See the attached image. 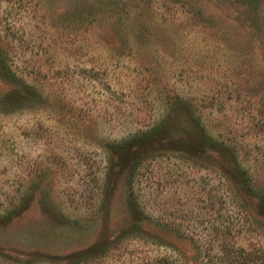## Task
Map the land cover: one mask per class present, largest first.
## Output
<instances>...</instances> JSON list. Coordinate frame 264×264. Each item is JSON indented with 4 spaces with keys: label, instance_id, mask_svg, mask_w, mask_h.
<instances>
[{
    "label": "rangeland",
    "instance_id": "374dc122",
    "mask_svg": "<svg viewBox=\"0 0 264 264\" xmlns=\"http://www.w3.org/2000/svg\"><path fill=\"white\" fill-rule=\"evenodd\" d=\"M258 249L264 0H0V264Z\"/></svg>",
    "mask_w": 264,
    "mask_h": 264
},
{
    "label": "trees",
    "instance_id": "16d2710c",
    "mask_svg": "<svg viewBox=\"0 0 264 264\" xmlns=\"http://www.w3.org/2000/svg\"><path fill=\"white\" fill-rule=\"evenodd\" d=\"M236 251V252H235ZM226 251L217 258L219 264H264V249L245 253L235 250Z\"/></svg>",
    "mask_w": 264,
    "mask_h": 264
}]
</instances>
